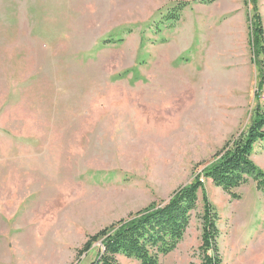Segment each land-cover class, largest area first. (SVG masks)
I'll return each instance as SVG.
<instances>
[{"label": "rangeland", "instance_id": "1", "mask_svg": "<svg viewBox=\"0 0 264 264\" xmlns=\"http://www.w3.org/2000/svg\"><path fill=\"white\" fill-rule=\"evenodd\" d=\"M255 15L264 0H0V264H93L89 235L198 180L160 264H202L204 194L222 264H264V193L206 176L264 110Z\"/></svg>", "mask_w": 264, "mask_h": 264}, {"label": "trees", "instance_id": "2", "mask_svg": "<svg viewBox=\"0 0 264 264\" xmlns=\"http://www.w3.org/2000/svg\"><path fill=\"white\" fill-rule=\"evenodd\" d=\"M202 2L210 0H201ZM188 3H180L172 13L178 19ZM253 38L258 56L264 59V26L259 15H255ZM261 61V60H260ZM264 141V110L258 107L249 128L239 136L230 139L214 157V163L206 169V176L216 186L222 187L233 197L234 192L250 180L264 193V170L252 159L254 146ZM202 184L198 180L177 190L162 205L152 204L128 218L121 219L110 227L103 228L88 240L79 252H87L98 240H103L104 251L99 253L93 264H119L116 256L123 254L138 259L141 264H160V259L172 252L182 240L189 224L192 211L196 209L198 191ZM204 211L202 219V237L199 250L202 264H222L218 237L219 218L215 207L207 195H203Z\"/></svg>", "mask_w": 264, "mask_h": 264}]
</instances>
